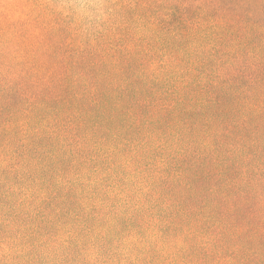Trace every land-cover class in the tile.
I'll return each mask as SVG.
<instances>
[{
  "label": "clouds",
  "instance_id": "obj_1",
  "mask_svg": "<svg viewBox=\"0 0 264 264\" xmlns=\"http://www.w3.org/2000/svg\"><path fill=\"white\" fill-rule=\"evenodd\" d=\"M0 264H264V0H0Z\"/></svg>",
  "mask_w": 264,
  "mask_h": 264
}]
</instances>
